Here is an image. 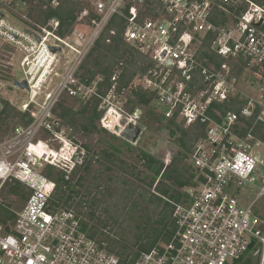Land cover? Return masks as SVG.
Segmentation results:
<instances>
[{"label": "built area", "instance_id": "obj_1", "mask_svg": "<svg viewBox=\"0 0 264 264\" xmlns=\"http://www.w3.org/2000/svg\"><path fill=\"white\" fill-rule=\"evenodd\" d=\"M81 1L72 25L83 30L70 35L72 25L60 34V20L45 19L66 0H0L5 10L25 7L35 16L26 13L18 26L0 10V37L23 51V76L11 85L27 84L13 86L27 95L13 101L0 82V209L14 214L0 212V264H232L249 254L264 264V216L254 213L255 201L243 205L234 193L257 178V196L264 195V0ZM98 39L111 47L119 41L141 58L116 59L108 86L102 75L87 81L79 74ZM131 65L133 75L121 85ZM136 92L151 97L158 117L199 136L189 156L194 184L180 201H169L170 238L132 262L57 195L89 159L57 109L64 96L88 103L97 127L121 136L128 125L139 127ZM14 116L20 121L11 122ZM172 159L167 152L164 166ZM16 183L24 195L10 192ZM6 196L22 201L19 210Z\"/></svg>", "mask_w": 264, "mask_h": 264}, {"label": "rangeland", "instance_id": "obj_2", "mask_svg": "<svg viewBox=\"0 0 264 264\" xmlns=\"http://www.w3.org/2000/svg\"><path fill=\"white\" fill-rule=\"evenodd\" d=\"M72 2L79 7L82 1L72 0ZM1 6L0 3V10L7 14V20L21 26L22 16L27 13L26 8H17L12 11L9 7L5 10ZM28 16L32 18L29 12ZM33 18H35L34 15ZM73 28L83 30L80 23H74L71 31L68 32L70 35ZM66 52H68L67 47L64 49V54ZM22 54L23 51L19 46L10 44L0 37V82H2L4 95L13 101L18 99L19 94L23 98L27 96L25 93L15 90L11 85L13 76L15 78L23 76L19 66ZM69 54L72 55L70 51ZM115 61L116 59L108 57L105 65H110L112 68ZM133 70L135 67L131 65L126 72L131 73ZM83 73V69L79 68V74L83 75ZM60 103L70 109L71 113L80 111L85 105L83 101L67 96H64ZM132 106H138L141 110L138 123L141 133L134 143L99 127L95 131L84 133L78 130L75 125L62 120L66 133L74 140L87 146L89 165L87 169H81L78 172L81 178L79 182V177L77 179L76 175L71 181L70 187H67L66 191L62 193L59 191L62 189H59L57 195L62 199L65 195H69L70 198L65 206L69 205L76 210L92 231L100 239L106 240L110 247L123 243L135 252L137 250L134 245L135 240L142 236L153 235L154 229L158 227L156 221L163 213L162 204L157 203L154 198V185L149 186L154 178L153 170L143 166L139 155L146 153L160 162L167 152H171L173 157L181 158V154L185 156L182 164L188 167L187 174L192 172V169L188 161V153L178 142L179 133H174L166 126V121L160 119L156 114L155 107L153 105L140 106L134 102ZM58 110L59 106L57 112ZM13 111L17 113V111ZM15 121H20V119L14 116L11 118V122ZM78 121L80 122V119ZM186 131L189 134L186 138L187 143L191 147L192 142L189 138L194 132L191 128ZM261 134L264 135V130L260 132ZM257 192L258 180L254 178L253 181H245L240 186H236L234 193L243 205L255 201L253 211L257 217H262L264 216V195L258 197ZM5 199L11 201V207L15 211L19 210L22 205L19 198L13 199L6 196ZM162 242L165 241L159 240L157 244ZM256 247L251 249V253L255 252ZM248 259H252L251 254Z\"/></svg>", "mask_w": 264, "mask_h": 264}, {"label": "trees", "instance_id": "obj_3", "mask_svg": "<svg viewBox=\"0 0 264 264\" xmlns=\"http://www.w3.org/2000/svg\"><path fill=\"white\" fill-rule=\"evenodd\" d=\"M79 11V7L77 4L66 0L65 5L59 11H52L45 15V19L55 16L60 20L61 28L59 30L60 34H64L69 27L72 25L76 18V13ZM125 54L129 56L130 64L139 61L141 58L137 55H134L131 50L127 48V46L121 42H117L115 47L104 45L101 39H98L93 48L87 54L85 60L81 64V69H83V75L81 78L84 80L87 78V81L93 80L97 75H102L104 78V85H109V78L111 75V66L105 65L107 62V58L110 57L111 59H119L123 58ZM143 61V60H142ZM107 64V63H106ZM85 75V76H84ZM132 73L128 78L123 77L120 80L121 85H126L131 77ZM151 97L139 94L136 92V103L140 106H147L150 103ZM59 110L57 112L59 118L63 121H68L71 125H75L78 127V130L84 133H89L91 131L97 130V125L95 123V119L99 117L97 112L95 111L94 107H89L88 103L83 105L80 111H75L71 113V110L64 107L63 104H59ZM72 114V116H71ZM71 116V117H70ZM162 119L161 117H159ZM80 119V122L78 121ZM166 126L173 131L174 133H179L178 142L180 146L184 149L186 153H188V161L191 152V147H189L187 143V133L186 129L181 128L178 125H175L173 122L169 121L166 122ZM193 133V132H192ZM202 133H200L201 135ZM199 136L197 133H193L190 136V141L193 142L196 137ZM260 138L264 141V135H259ZM189 141V142H190ZM110 156V155H108ZM180 157H173L171 162L164 166L162 161H158L155 158L151 157L146 153H141L139 155L140 161L146 169L153 170L154 178L149 183V186L154 185L155 195L154 198L157 203L162 204L163 213L160 214L158 220L156 221L158 227L154 229V234L151 236L146 237H139L135 240L134 245L136 247V251L133 252L130 250L125 244H114L111 246V249L115 251L122 260H126L128 257H131V261L133 262L135 258L138 256L139 252L149 250L150 248L157 245L159 240L167 241L172 232H173V222L171 220V213L173 211V206L169 201L178 202L180 201L181 197L183 196L182 189L186 186L192 185L193 178L195 176V170L192 168L191 164L190 167L192 172L187 174V168L185 164H182L185 156L180 154ZM89 163V162H88ZM86 164L83 169H87L89 164ZM190 163V161H189ZM182 164V165H181ZM50 176L52 175L49 172ZM76 173L73 174L72 179L75 177ZM59 185L67 184L69 185L70 181L64 180L62 176H57L55 178ZM81 180L79 177L78 182ZM11 193H17L24 195L26 192L25 190L19 185L14 184L10 188ZM64 191H61V193ZM75 192V191H74ZM77 193V192H75ZM61 196H63L61 194ZM61 198V197H60ZM64 203L70 198L69 195H65ZM3 211V214L8 215L9 218L14 216L13 213L0 209V212ZM91 215V214H90ZM116 248V250H115ZM232 264H253V262L246 258L245 260L239 259Z\"/></svg>", "mask_w": 264, "mask_h": 264}, {"label": "water", "instance_id": "obj_4", "mask_svg": "<svg viewBox=\"0 0 264 264\" xmlns=\"http://www.w3.org/2000/svg\"><path fill=\"white\" fill-rule=\"evenodd\" d=\"M2 14H0L1 16ZM50 50L52 52H55L57 50L56 47H50ZM12 86L18 88V89H27V84L25 80L19 81L18 79H14L12 81ZM140 134V127H131V125H128L124 131L121 133V137L129 142H136ZM253 246V242H251L248 246V249H251Z\"/></svg>", "mask_w": 264, "mask_h": 264}, {"label": "bare ground", "instance_id": "obj_5", "mask_svg": "<svg viewBox=\"0 0 264 264\" xmlns=\"http://www.w3.org/2000/svg\"><path fill=\"white\" fill-rule=\"evenodd\" d=\"M43 62V61H42ZM47 62V60L45 61V63Z\"/></svg>", "mask_w": 264, "mask_h": 264}]
</instances>
